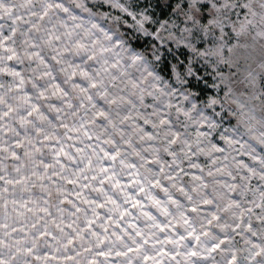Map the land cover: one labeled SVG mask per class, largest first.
Wrapping results in <instances>:
<instances>
[{"label":"clouds","instance_id":"obj_1","mask_svg":"<svg viewBox=\"0 0 264 264\" xmlns=\"http://www.w3.org/2000/svg\"><path fill=\"white\" fill-rule=\"evenodd\" d=\"M0 264H264V0H0Z\"/></svg>","mask_w":264,"mask_h":264}]
</instances>
